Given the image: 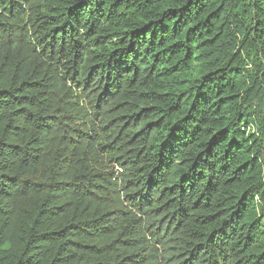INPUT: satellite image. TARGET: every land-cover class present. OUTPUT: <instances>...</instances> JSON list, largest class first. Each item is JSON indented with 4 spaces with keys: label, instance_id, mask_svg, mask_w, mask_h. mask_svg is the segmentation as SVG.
I'll return each instance as SVG.
<instances>
[{
    "label": "trees",
    "instance_id": "16d2710c",
    "mask_svg": "<svg viewBox=\"0 0 264 264\" xmlns=\"http://www.w3.org/2000/svg\"><path fill=\"white\" fill-rule=\"evenodd\" d=\"M0 264H264V0H0Z\"/></svg>",
    "mask_w": 264,
    "mask_h": 264
}]
</instances>
